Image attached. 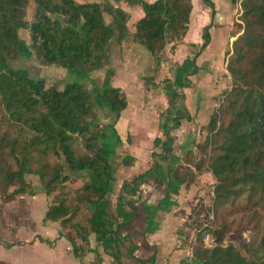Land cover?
<instances>
[{"label":"trees","instance_id":"trees-1","mask_svg":"<svg viewBox=\"0 0 264 264\" xmlns=\"http://www.w3.org/2000/svg\"><path fill=\"white\" fill-rule=\"evenodd\" d=\"M30 1L35 9L33 21H26ZM128 7H139L142 18L134 25L132 42L149 55L158 56L169 44H178L186 36L193 10L191 0H113ZM237 4L238 0H230ZM215 16L213 0H202ZM239 24L234 26L231 54L227 72L232 89L226 95L219 122L211 120L208 140L210 154L206 163L192 169L197 174L202 168L209 173L214 185L211 203L198 215L195 233L189 242L191 257L186 264H264V221L252 227L250 240L243 250L223 244L227 227L213 229L223 211L252 213L264 211V0H241ZM105 16L111 23H105ZM129 15L110 4L77 3L74 0H0V196L11 201L19 196H35L26 176L35 175L46 196L69 182L71 175L86 180L82 190L91 210L88 227L73 222L71 208L60 201L51 206L44 220L60 223L62 230L71 229L73 237L60 232L71 246L75 259L86 253L90 237L103 252L121 264L122 249L137 264H156V252L146 260L134 256V246L122 230L136 215L135 204L141 200V187L153 180L165 187L162 200L155 206L142 205L145 214L144 234L159 231L155 220L158 212L169 213L177 207L174 200L182 187L194 184L196 177L190 170H182L180 160L173 154L174 137L183 119L190 120L181 105L178 88L188 86L185 78L196 75V61L210 44V25L202 33L203 43L193 58H187L175 69L171 85L167 87L171 102L179 101L172 125L162 126L164 140L155 139L153 145L161 149L151 168L137 176L131 185L124 182L111 212L110 195L116 182L113 160L121 140L115 126L127 107L121 91L112 87L114 72L108 70L100 87L90 75L105 66L106 48L115 41L122 43L128 37ZM27 30L29 44L19 33ZM45 66H58L77 82L68 83L62 91L46 88L44 80H34L27 70L14 69L8 62L30 60L33 56ZM192 69L191 73L188 71ZM86 82L91 89H87ZM174 92V93H172ZM176 94V95H175ZM107 110L113 120L100 125L95 109ZM18 126L32 135L30 141L10 137L5 129ZM80 142L85 154L78 155L75 146ZM153 155V154H152ZM63 159L62 165L50 166L47 158ZM134 158L125 156L120 166L130 168ZM183 171V173H182ZM13 189L11 192L10 189ZM207 211L206 215L205 212ZM205 218L201 220V215ZM213 220H210V215ZM202 215V216H203ZM212 240L210 247L204 238ZM85 247H88L85 249Z\"/></svg>","mask_w":264,"mask_h":264},{"label":"rangeland","instance_id":"rangeland-1","mask_svg":"<svg viewBox=\"0 0 264 264\" xmlns=\"http://www.w3.org/2000/svg\"><path fill=\"white\" fill-rule=\"evenodd\" d=\"M77 3L110 4L122 9L129 15L127 23L128 37L120 44L112 41L106 48L105 66L98 72L90 75L98 87L101 86L108 70L114 72L112 87L121 91L125 97L127 107L117 119L115 130L122 145L116 148V157L113 165L116 169L113 185V194L110 195V210L115 211L116 201L121 194L124 182L133 184L137 176L148 171L154 161L166 168L161 162L160 148H155V139L164 140L162 126L167 122L172 125L175 109L179 101L171 102L167 87L172 84L175 69L187 58H193L202 45V33L210 25V44L201 53L196 61L198 73L185 78L188 86L178 88L176 94L182 97V111L187 112L190 120L183 119L180 127L172 132L174 137L173 154L179 158L182 170H190L194 178L193 196L182 207H174L169 213L158 212L155 220L159 227L156 237L144 234L145 214L142 205L155 206L163 199L165 187L153 180H146L141 187V200L135 204L136 215L131 224L122 230L123 236L137 246L134 256L146 260L156 252V264H186L189 260V242L195 233L198 224V215L205 211L211 203V191L214 185L202 168L199 173L192 169L206 163L210 148L208 140L211 137L209 124L215 119L219 122L226 95L232 89V80L227 72L234 26L239 24L241 0L232 4L230 0H213L215 5L214 20L211 21V10L204 6L202 0H191L193 10L190 24L185 38L178 44H169L158 56L149 55L142 47L132 42L134 25L142 18L139 7H128L124 3L116 4L113 0H74ZM152 2L153 0H145ZM35 6L30 1L26 11V21H33ZM105 23L110 24L111 18L105 16ZM20 38L29 44V33L22 30ZM14 69L23 68L28 71L34 80H44L47 89L62 91L66 84L77 82L74 76L58 66H45L34 55L30 60L16 59L8 62ZM192 69L188 71L191 73ZM85 84L91 89L90 84ZM174 93V92H172ZM175 94V95H176ZM100 125L113 120L107 110L95 109ZM5 132L12 138L21 141H30L32 135L24 129L10 125ZM78 155L85 151L78 142L75 146ZM153 154V155H152ZM134 158L133 166L123 168L121 159ZM47 163L50 166L62 165L67 170L63 159L49 156ZM183 173V171H182ZM26 181L32 186L35 196H19L11 201H5L0 196V264H117L98 247L93 236L90 237L91 249L97 248L100 260L93 253H86L81 259H75L72 249L66 239L60 238V232L72 235L71 229L62 230L60 223H50L44 220L48 209L65 202L71 208L73 222L87 228L91 210L86 201L88 194L82 190L86 180L71 175L69 182L59 187L50 197L46 196L41 182L35 175L26 176ZM11 188L9 191L11 192ZM175 199V198H174ZM207 211L204 215H206ZM203 215V214H202ZM201 215V220L205 216ZM252 213L226 210L221 212L213 225V229L226 226L227 233L223 244L231 245L242 251L249 243L250 231L258 221H264V211L257 212L255 219ZM75 239V238H74ZM79 245L80 241L76 240ZM121 264H137L125 255ZM88 247H85V249Z\"/></svg>","mask_w":264,"mask_h":264},{"label":"crops","instance_id":"crops-1","mask_svg":"<svg viewBox=\"0 0 264 264\" xmlns=\"http://www.w3.org/2000/svg\"><path fill=\"white\" fill-rule=\"evenodd\" d=\"M154 1V0H153ZM209 176V178L213 181V178H212V176L208 173L207 174V177ZM193 184L191 185V186H189V187H182V189L180 190V192H179V195L177 196V197H175V202H176V204H177V208H178V206L179 207H182V205H184V203L186 202V201H189L191 198H192V196H193ZM148 205H150V204H148ZM158 232V231H157ZM149 236H154V237H156V235L154 234V235H149Z\"/></svg>","mask_w":264,"mask_h":264},{"label":"built area","instance_id":"built-area-1","mask_svg":"<svg viewBox=\"0 0 264 264\" xmlns=\"http://www.w3.org/2000/svg\"><path fill=\"white\" fill-rule=\"evenodd\" d=\"M210 220H211V221L213 220V215H212V214L210 215ZM204 244H205L206 247H210V246H211V244H212V240L210 239L209 236H206V237L204 238ZM189 257H191L190 253H189Z\"/></svg>","mask_w":264,"mask_h":264}]
</instances>
